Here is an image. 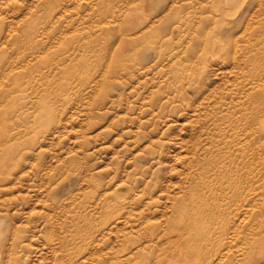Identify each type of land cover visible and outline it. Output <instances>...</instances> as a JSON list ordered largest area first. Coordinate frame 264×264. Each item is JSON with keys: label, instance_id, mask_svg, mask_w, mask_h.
Segmentation results:
<instances>
[{"label": "rangeland", "instance_id": "rangeland-1", "mask_svg": "<svg viewBox=\"0 0 264 264\" xmlns=\"http://www.w3.org/2000/svg\"><path fill=\"white\" fill-rule=\"evenodd\" d=\"M0 264H264V0H0Z\"/></svg>", "mask_w": 264, "mask_h": 264}, {"label": "bare ground", "instance_id": "bare-ground-1", "mask_svg": "<svg viewBox=\"0 0 264 264\" xmlns=\"http://www.w3.org/2000/svg\"><path fill=\"white\" fill-rule=\"evenodd\" d=\"M226 150V149H225Z\"/></svg>", "mask_w": 264, "mask_h": 264}]
</instances>
